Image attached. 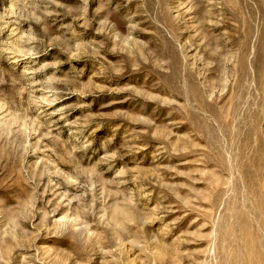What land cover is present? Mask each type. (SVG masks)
Segmentation results:
<instances>
[{"label":"rangeland","instance_id":"1","mask_svg":"<svg viewBox=\"0 0 264 264\" xmlns=\"http://www.w3.org/2000/svg\"><path fill=\"white\" fill-rule=\"evenodd\" d=\"M0 264H264V0H0Z\"/></svg>","mask_w":264,"mask_h":264}]
</instances>
